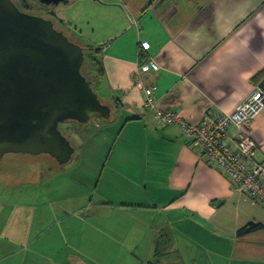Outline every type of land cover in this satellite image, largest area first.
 <instances>
[{
    "label": "crops",
    "instance_id": "1",
    "mask_svg": "<svg viewBox=\"0 0 264 264\" xmlns=\"http://www.w3.org/2000/svg\"><path fill=\"white\" fill-rule=\"evenodd\" d=\"M63 7L81 18L58 12L73 42L101 47L99 96L116 111L100 128L120 133L98 170H78L86 164L81 153L79 167L72 158L48 167L46 177L43 170L24 181L0 174V264H151L164 236L184 264H264V208L238 192L225 169L201 159L180 126L162 125L144 107L148 86L156 87L160 111L192 125L246 102L264 69V0H71ZM249 134L264 166V106ZM249 223L263 228L237 236Z\"/></svg>",
    "mask_w": 264,
    "mask_h": 264
},
{
    "label": "water",
    "instance_id": "2",
    "mask_svg": "<svg viewBox=\"0 0 264 264\" xmlns=\"http://www.w3.org/2000/svg\"><path fill=\"white\" fill-rule=\"evenodd\" d=\"M85 53L50 20L0 0V162L22 154L69 164L76 149L61 126L111 119L82 73Z\"/></svg>",
    "mask_w": 264,
    "mask_h": 264
},
{
    "label": "built area",
    "instance_id": "3",
    "mask_svg": "<svg viewBox=\"0 0 264 264\" xmlns=\"http://www.w3.org/2000/svg\"><path fill=\"white\" fill-rule=\"evenodd\" d=\"M142 48L148 50L150 45L144 43ZM151 68L158 69L155 64ZM155 90L154 86L144 88V107L154 110L162 125L180 126L186 140L200 149L201 159L210 166L225 169L238 192L264 208V166L256 159L258 148L249 134L250 124L264 106V93L257 90L231 114L209 116L192 125L178 114L160 111ZM231 127L235 128L232 137Z\"/></svg>",
    "mask_w": 264,
    "mask_h": 264
},
{
    "label": "rangeland",
    "instance_id": "4",
    "mask_svg": "<svg viewBox=\"0 0 264 264\" xmlns=\"http://www.w3.org/2000/svg\"><path fill=\"white\" fill-rule=\"evenodd\" d=\"M61 10L57 11L61 13V15H66V21H70L71 18L80 19V15L77 14L76 10H69L66 11V8L61 6ZM81 10V9H80ZM65 12V13H64ZM60 15V14H58ZM65 24V23H64ZM62 24V27L65 28V25ZM58 25V24H57ZM67 26V25H66ZM86 51V55H87ZM96 92L99 94V90L97 89ZM103 102H107L105 99L103 100L102 97L100 98ZM114 105V104H112ZM116 109H112V115L115 113ZM112 117V116H111ZM104 121V120H103ZM105 121L102 122L101 119H94L91 122H89L86 125H79L76 123H67L62 125L63 129L62 132L66 136V138L71 142L72 146L77 149L75 152L76 154L73 157V160L70 164H74L75 161H77V166L80 162V158L83 156V159L86 160L85 165H79L77 167L78 170H87V172L98 170L101 167V161L103 158H106L110 150L113 148L115 139L118 138L120 133V128L107 130V132L100 128V126H105ZM96 125V127H95ZM61 127V128H62ZM98 128V129H97ZM88 140H91V142L87 143ZM78 141H82L81 144L83 145V152H81V149ZM87 145L85 146V144ZM80 158L78 159V155ZM116 155V154H115ZM96 159V163L92 161V158ZM105 164V163H104ZM60 165L54 161L53 158L50 156L42 155V156H31V155H22V154H10L6 155L5 158L0 162V174L2 175L1 178L4 180L6 179H12V181H24L21 178H27L31 177L32 172L34 171H44V176L46 177L48 175V167H51L52 171H56ZM71 166V165H70ZM70 166H67L66 169H69ZM14 173H17L15 176ZM15 178V179H13ZM42 180L44 179L43 176H41ZM24 185L23 187H27L28 185ZM41 185L39 181H37V186Z\"/></svg>",
    "mask_w": 264,
    "mask_h": 264
},
{
    "label": "trees",
    "instance_id": "5",
    "mask_svg": "<svg viewBox=\"0 0 264 264\" xmlns=\"http://www.w3.org/2000/svg\"><path fill=\"white\" fill-rule=\"evenodd\" d=\"M91 49L86 50L88 52L87 55L85 53L86 59L82 73L89 81L92 82V87L96 91L104 79L105 67L100 57L101 47ZM252 83L257 85V90L259 92L264 93V69L252 78ZM262 228L263 226L261 224L249 223L237 232V236L243 237L250 233L259 231ZM170 243L171 240L167 237L165 238V236L158 240L156 244L157 255L155 257V261L151 262V264H184V260L180 253L170 249Z\"/></svg>",
    "mask_w": 264,
    "mask_h": 264
},
{
    "label": "flooded vegetation",
    "instance_id": "6",
    "mask_svg": "<svg viewBox=\"0 0 264 264\" xmlns=\"http://www.w3.org/2000/svg\"><path fill=\"white\" fill-rule=\"evenodd\" d=\"M17 9L23 13L39 16L50 20L56 29L63 32L70 40L66 31L62 28V19L58 15L57 9L69 3L71 0H11ZM58 24V25H57Z\"/></svg>",
    "mask_w": 264,
    "mask_h": 264
}]
</instances>
